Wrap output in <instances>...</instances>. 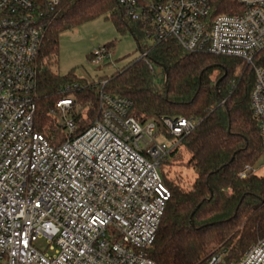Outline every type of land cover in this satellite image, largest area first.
<instances>
[{
  "label": "built area",
  "instance_id": "built-area-1",
  "mask_svg": "<svg viewBox=\"0 0 264 264\" xmlns=\"http://www.w3.org/2000/svg\"><path fill=\"white\" fill-rule=\"evenodd\" d=\"M60 1L0 0V264H160L149 252L170 199L161 165L200 118L164 117L168 139L157 122L131 113L132 100L104 92L103 81L91 125L80 130L71 115L79 105L66 97L50 113L68 137L55 145L36 130L37 57ZM118 1L154 43L172 38L253 67L251 107L264 151V0H237L236 14H214L215 0ZM112 56L102 45L90 61ZM141 57L149 61L148 51ZM256 171L246 166L240 177ZM202 264H264V237L237 262L216 252Z\"/></svg>",
  "mask_w": 264,
  "mask_h": 264
},
{
  "label": "trees",
  "instance_id": "trees-1",
  "mask_svg": "<svg viewBox=\"0 0 264 264\" xmlns=\"http://www.w3.org/2000/svg\"><path fill=\"white\" fill-rule=\"evenodd\" d=\"M214 4V14L243 11L237 0ZM107 13L119 33L129 30L134 35L149 61L140 57L93 81L73 71H53L49 64L59 55L61 33ZM143 38V27L124 18L118 0H61L47 20L37 57L36 130L55 145L68 137L50 113L66 97L79 105L71 115L80 130L91 125L98 118L97 88L103 81L104 92L132 100L131 113L142 122H157L168 139L172 136L164 117L200 118L161 165L170 199L149 256L160 264H202L219 245L227 251V262H237L264 237V174L258 172L264 151L251 107L254 69L237 57L186 50L172 38L143 47ZM75 82L82 87L65 90ZM182 147L194 176L188 186L168 179L162 169ZM246 166L257 171L241 178Z\"/></svg>",
  "mask_w": 264,
  "mask_h": 264
},
{
  "label": "rangeland",
  "instance_id": "rangeland-1",
  "mask_svg": "<svg viewBox=\"0 0 264 264\" xmlns=\"http://www.w3.org/2000/svg\"><path fill=\"white\" fill-rule=\"evenodd\" d=\"M110 13L93 18L85 23L66 30L60 35L59 55L57 60H50L53 71L65 75L74 72L78 78L88 81L98 80L99 77L109 76L118 69L141 57V49L134 35L128 30L119 33L110 17ZM113 43V56L109 63L99 66L90 61V54L98 46ZM143 47L154 43L153 39L143 38ZM159 71V68H156ZM86 111L87 108H83ZM186 150L182 147L175 157H171L169 163L163 164V172L168 179L188 186L193 181V170L186 166L188 159ZM259 173L264 174V158L260 163ZM44 245V241H38V245ZM225 248V247H224ZM217 252H223L221 246Z\"/></svg>",
  "mask_w": 264,
  "mask_h": 264
}]
</instances>
